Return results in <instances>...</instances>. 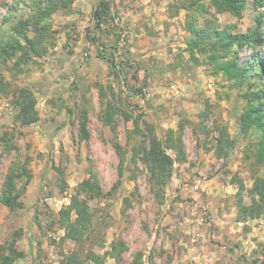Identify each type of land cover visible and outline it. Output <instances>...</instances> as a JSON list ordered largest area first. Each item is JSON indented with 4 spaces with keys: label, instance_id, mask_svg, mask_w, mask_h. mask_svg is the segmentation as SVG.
<instances>
[{
    "label": "rangeland",
    "instance_id": "1",
    "mask_svg": "<svg viewBox=\"0 0 264 264\" xmlns=\"http://www.w3.org/2000/svg\"><path fill=\"white\" fill-rule=\"evenodd\" d=\"M99 1L74 0L69 11L52 12L38 25V9L52 0H0V201L7 194L22 205L11 210L0 202V244L8 254L24 253L13 264H66L73 252L81 264H95L92 255L103 257L113 244L119 259L108 256L106 264H263L264 218L244 222L238 209L241 201L251 204L253 179L264 178V167L246 158L257 136L239 129L244 94L264 91V0H248L239 15L207 3L204 13L187 11L188 0H113L100 30L93 17ZM192 15L202 29L233 36L258 31L261 48L236 43L229 56L238 51L242 66L259 57L263 65L251 71L253 78L240 85L214 73L211 51L197 49L198 59L192 57ZM90 30L108 48L106 57L124 55L146 71L128 69L118 80L97 58ZM39 35L41 57L29 46ZM146 75L147 100L164 140L185 153L177 176L173 166L164 182L147 161L151 138L159 134L146 102L131 91L126 101V84L139 87ZM31 99L36 123L23 115ZM222 129L234 147L217 158ZM74 195L88 201L92 215L80 244L63 242L59 223Z\"/></svg>",
    "mask_w": 264,
    "mask_h": 264
},
{
    "label": "trees",
    "instance_id": "2",
    "mask_svg": "<svg viewBox=\"0 0 264 264\" xmlns=\"http://www.w3.org/2000/svg\"><path fill=\"white\" fill-rule=\"evenodd\" d=\"M248 0H188V4L185 5L187 11H198L206 12V3L215 8L217 12H230L236 15H239L242 10L247 5ZM260 2L259 0H255ZM74 3V0H52V3L46 4L43 7L38 9L36 14L37 23L43 22L45 18L51 15L52 12L61 10L69 11ZM114 3L113 0H101L97 3L94 11L93 17L96 21L97 29H101L104 18L106 14L111 11V6ZM264 4V2H263ZM197 16L192 15L188 20V30L192 35L190 41L191 54L193 58H196L194 51L199 49L201 53L206 54L208 51H211L209 57H207V62L214 66V73H222L227 76L229 79H236L237 84H242L246 82L245 80L253 78L252 70L257 66L258 68L262 67V61L259 57H256L252 60L251 64L241 65L238 61L240 56L238 51H235V57L229 58L232 54L233 46L238 43L240 48L247 45L251 47L254 51L257 48H261L260 35L258 31L242 34L240 36H233L230 32L226 30H217L212 29H202L197 24ZM42 31V29H37ZM92 30L88 35L89 41L97 49V58L103 61L111 70V73L115 75L118 80L122 79V74L128 69H135L138 72L140 70H145L143 66L131 59L126 58L124 55H119V61H116V55L113 54V58L106 57L108 53V48L99 40L92 38L90 35ZM43 38V35L32 39L29 41L30 51L35 56H43L45 54V49L43 48L42 41L39 39ZM135 80L140 81L138 75H135ZM146 82L147 75L139 87L130 86L128 83L126 86L129 88V93L127 95L126 101L131 96L130 91L133 94V97H139L146 102L147 109H153L151 102L147 100L146 93ZM28 92V91H25ZM31 98V97H30ZM244 98L247 101V106L244 110V113L239 118V129L240 133L245 137H252L253 133L257 136L251 146L246 152V158L252 159V165L254 167H264V91H248L244 94ZM30 103L23 107V115L30 117V123H36L38 121V116L36 112L33 116L29 113V108L34 109L35 101L31 99ZM139 107V106H137ZM131 108V107H129ZM130 110V109H129ZM129 119V116H126ZM152 125L151 129H155ZM84 139H88V133L86 125H83ZM154 131L151 130V133ZM220 137L217 140L215 145V155L217 158H223L228 156V151L234 147V140H232L226 130L222 129ZM165 144L170 149L173 150L176 154L177 161H181L185 156L183 148L181 145H175L172 143V140L165 138ZM151 166V173L153 177L161 178L160 182H164L167 177L172 173L174 161L171 156L167 155L162 149L161 141L157 136H153L150 142V149L147 152ZM122 174V173H120ZM9 179L13 181L14 177L9 175ZM92 189V187H91ZM249 197L251 198V204L245 205L242 201L239 204V219L248 222L251 220H257L264 218V178L255 177L253 179V186L248 191ZM7 205L11 210L17 209L18 206H22L16 200L9 197L5 194V199L2 198L0 201ZM75 215V219H73ZM91 211L86 199H82L78 195L71 197V203L67 208L62 209L59 212V223L60 227L65 230V237L63 242L66 240L74 241L78 244L82 243L85 238V234L91 226ZM119 246H122V243H119ZM120 247L117 244H113V249L110 252H107L103 257L92 255V261L95 264H106V259L108 256L118 260L120 256ZM24 256L23 252H16L11 249L10 253L6 252L4 245L0 244V264H13L16 259L22 258ZM264 264V261H262ZM66 264H81L80 257L78 253L73 252L70 255L66 256ZM260 263V260L253 261V264Z\"/></svg>",
    "mask_w": 264,
    "mask_h": 264
},
{
    "label": "water",
    "instance_id": "3",
    "mask_svg": "<svg viewBox=\"0 0 264 264\" xmlns=\"http://www.w3.org/2000/svg\"><path fill=\"white\" fill-rule=\"evenodd\" d=\"M144 108H145V110H146V113L149 114V116L151 117V119H152L154 125L156 126V128H157V130H158L159 139H160V141H161L162 149L165 151V153H166L167 155L171 156L172 159H173V161H174V171H175L174 176L176 177V176H177V159H176L175 156H173V154L171 153L170 149H169V148L166 146V144H165L164 134H163L162 128H161V126H160V124H159V122H158V120H157V117H156V115H155L154 110H153V109H147V107H144ZM169 208H170L169 206H168V207H165L164 210H163V213L161 214V217H160V219H159V223H158V225H157V228H156V230H155V232H154V235H153V237H152V239H151V241H150V244H149L148 258H149L150 253H151V251H152V249H153V247H154V245H155L156 238H157V236H158V234H159L161 224H162V222L164 221V218L166 217V214H167ZM146 264H151V263H150V259H148V260L146 261Z\"/></svg>",
    "mask_w": 264,
    "mask_h": 264
},
{
    "label": "built area",
    "instance_id": "4",
    "mask_svg": "<svg viewBox=\"0 0 264 264\" xmlns=\"http://www.w3.org/2000/svg\"><path fill=\"white\" fill-rule=\"evenodd\" d=\"M197 189L199 188V186L196 187Z\"/></svg>",
    "mask_w": 264,
    "mask_h": 264
}]
</instances>
